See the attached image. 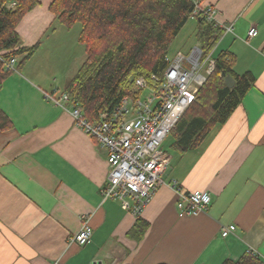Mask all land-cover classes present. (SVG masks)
Returning a JSON list of instances; mask_svg holds the SVG:
<instances>
[{
    "label": "crops",
    "instance_id": "obj_1",
    "mask_svg": "<svg viewBox=\"0 0 264 264\" xmlns=\"http://www.w3.org/2000/svg\"><path fill=\"white\" fill-rule=\"evenodd\" d=\"M200 1L216 9L220 28L234 26L216 51L233 53L235 72H251L256 83L198 148L179 151L172 133L165 140L172 160L140 215L148 225L140 240L129 236L138 217L102 196L107 150L46 98L60 93L45 78V54L58 41L43 43L58 24L53 0H40L25 16L17 29L22 47L40 45L0 90V109L13 125L0 133V264H223L248 253L264 261V0ZM253 27L258 36L247 43ZM174 183L209 192L208 209L181 213ZM85 216L93 236L80 246L70 239ZM229 226L236 229L224 237Z\"/></svg>",
    "mask_w": 264,
    "mask_h": 264
},
{
    "label": "trees",
    "instance_id": "obj_2",
    "mask_svg": "<svg viewBox=\"0 0 264 264\" xmlns=\"http://www.w3.org/2000/svg\"><path fill=\"white\" fill-rule=\"evenodd\" d=\"M13 3L15 7H11ZM39 4L40 0H0V53L4 59L22 58L21 67L35 55L40 43L22 47L17 29ZM50 10L66 28L82 25L79 41L85 47L86 61L66 92L72 93L73 102L83 108L91 122L98 121L101 112L113 111L125 98L139 97L135 87L138 78L150 81L153 75L163 77L170 46L190 19L197 22L195 36L204 55L212 53L216 65L197 101L172 132L177 149L186 152L198 148L216 126L227 122L255 86L256 77L251 72H235L233 53L221 51L214 56L225 30L202 14L193 18L194 0H53ZM13 72L0 61V90ZM223 74L234 78L233 88L226 85ZM12 128L0 109V133ZM147 227L138 217L129 236L140 240ZM223 264L264 261L248 253Z\"/></svg>",
    "mask_w": 264,
    "mask_h": 264
},
{
    "label": "built area",
    "instance_id": "obj_3",
    "mask_svg": "<svg viewBox=\"0 0 264 264\" xmlns=\"http://www.w3.org/2000/svg\"><path fill=\"white\" fill-rule=\"evenodd\" d=\"M194 3L193 18L202 14L216 23L214 7H204L200 0H194ZM15 5L13 3L11 7ZM221 27L225 33L234 29L233 24H222ZM256 36L258 30L253 27L248 32L247 43ZM167 60L169 65L162 78L155 75L150 81L138 78L135 87L141 95L125 98L113 111L101 112L96 122L85 117L83 108L73 102L71 92L46 95L52 103L70 112L74 124L107 150L110 170L102 196L104 200H118L136 217H140L164 183L163 175L172 160L163 148L165 140L197 101L216 65L213 54L205 56L200 45L188 55L179 54L173 60ZM0 61L7 70H17L18 59H4L0 53ZM173 187L179 195L178 208L183 214L197 216L211 204L209 192H189L176 183ZM235 229V226L224 227L221 232L226 237ZM92 236L93 229L85 216L80 231L70 241L85 246Z\"/></svg>",
    "mask_w": 264,
    "mask_h": 264
},
{
    "label": "rangeland",
    "instance_id": "obj_4",
    "mask_svg": "<svg viewBox=\"0 0 264 264\" xmlns=\"http://www.w3.org/2000/svg\"><path fill=\"white\" fill-rule=\"evenodd\" d=\"M196 25L197 22L195 19H190L186 23L178 37L170 46L168 53L169 60H173L179 54L188 55L191 52V50L197 44L195 36ZM81 31L82 25L80 23L75 24L69 29L65 26L61 27L60 23L58 22V24L53 26L51 32L43 40V43L46 44V47L49 46L51 42L48 41L49 39L54 41L55 39L56 41L58 40L56 42L57 44L55 45L56 48L52 47L53 50H49L50 54H45V61L48 64V68L45 70V78L46 81L50 83V85L53 84L54 87L59 89V94L67 90L69 83L73 79L72 77H74L73 75L79 71L86 61L85 47L84 45H81L79 41ZM72 45L75 46L70 48ZM219 46L220 45L217 46L216 50L219 48ZM222 49L223 48H220L218 51L215 50V57L218 56ZM44 50V52H46V49ZM74 52H76V55ZM43 55L44 54L42 53L40 57ZM22 60V58H18V63L16 65L17 69L21 67L20 63ZM41 60L42 59L40 58L39 61ZM70 71L73 72L70 73L71 76L67 78ZM145 93L148 92L146 91Z\"/></svg>",
    "mask_w": 264,
    "mask_h": 264
},
{
    "label": "water",
    "instance_id": "obj_5",
    "mask_svg": "<svg viewBox=\"0 0 264 264\" xmlns=\"http://www.w3.org/2000/svg\"><path fill=\"white\" fill-rule=\"evenodd\" d=\"M225 77V83L229 88H233L235 86V80L231 76L223 74Z\"/></svg>",
    "mask_w": 264,
    "mask_h": 264
}]
</instances>
